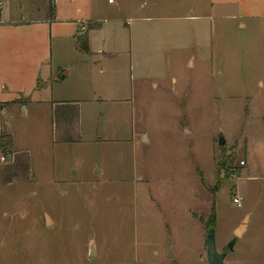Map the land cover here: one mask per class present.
I'll return each mask as SVG.
<instances>
[{
	"label": "rangeland",
	"instance_id": "374dc122",
	"mask_svg": "<svg viewBox=\"0 0 264 264\" xmlns=\"http://www.w3.org/2000/svg\"><path fill=\"white\" fill-rule=\"evenodd\" d=\"M146 2L163 8L137 22L147 32V65L125 96L131 103L86 106L81 143H53L46 104L21 126L17 141L34 153L37 182L0 191V238H13L0 243V264H209L214 201L224 264H264L250 254V231L228 250L249 216L264 230V26L198 21L193 0ZM50 4L9 5L28 16V5L38 12ZM221 157L225 169L216 167Z\"/></svg>",
	"mask_w": 264,
	"mask_h": 264
},
{
	"label": "crops",
	"instance_id": "0c3cea01",
	"mask_svg": "<svg viewBox=\"0 0 264 264\" xmlns=\"http://www.w3.org/2000/svg\"><path fill=\"white\" fill-rule=\"evenodd\" d=\"M146 1L53 0L54 11L51 5L38 12L28 5L31 14L25 16L10 8V0H0V136L9 135L13 150L0 163V191L11 193L8 189L37 182L34 153L17 141L31 110L41 113L36 110L46 104L52 112L53 143L72 144L85 140L86 106L121 108L131 103L125 96L129 90L134 94L135 83L144 81L147 65L142 43L147 32L137 22L157 18L163 8L155 4L153 10ZM190 9L198 21L234 20L245 31L264 26V0H193ZM82 37L88 40L87 51L79 47ZM57 80L68 81L63 95L58 89L64 86ZM114 83L126 87V93L114 89ZM259 84L264 86L262 81ZM112 98L117 99L106 101ZM4 206L13 210L12 204ZM45 215L42 226L49 227L51 217ZM7 226L11 228L13 221ZM242 226L241 236L250 231L252 258L264 259V230L258 228V221L249 216ZM4 239L13 238H0V243Z\"/></svg>",
	"mask_w": 264,
	"mask_h": 264
},
{
	"label": "water",
	"instance_id": "95a60500",
	"mask_svg": "<svg viewBox=\"0 0 264 264\" xmlns=\"http://www.w3.org/2000/svg\"><path fill=\"white\" fill-rule=\"evenodd\" d=\"M62 78H65V74L63 75ZM220 145H224L225 141L223 137H220L219 141ZM243 226H241L238 230H236V237L229 243L228 245V250L233 251L234 249V244L236 242V238L240 237L242 234ZM207 259L209 261V264H224L225 258L228 254V251L225 250L223 252H219L216 247V238H215V227H211L208 230L207 233ZM94 248H92L93 250ZM92 250H91V255H92ZM175 256L173 249H172V243H168V257L173 258Z\"/></svg>",
	"mask_w": 264,
	"mask_h": 264
},
{
	"label": "trees",
	"instance_id": "16d2710c",
	"mask_svg": "<svg viewBox=\"0 0 264 264\" xmlns=\"http://www.w3.org/2000/svg\"><path fill=\"white\" fill-rule=\"evenodd\" d=\"M50 5H51V10L54 11L53 0H51ZM79 47L82 51L88 50V40L86 37L81 38V40L79 42ZM0 151H2V153L7 157V160H8V155H11L13 153L9 135H1L0 136ZM228 160H229L228 158L221 157V160L217 163L216 167L218 169H225ZM212 194L215 197V194H216L215 191H212ZM216 219H217V214H216L215 201H214L213 202V208L211 210L210 217H209L210 228L214 227Z\"/></svg>",
	"mask_w": 264,
	"mask_h": 264
},
{
	"label": "built area",
	"instance_id": "2783aa9c",
	"mask_svg": "<svg viewBox=\"0 0 264 264\" xmlns=\"http://www.w3.org/2000/svg\"><path fill=\"white\" fill-rule=\"evenodd\" d=\"M86 30H87V25H86L85 23H83V24L80 26V32H81L82 34H84V33L86 32ZM6 161H7V157H6L3 153H1V154H0V163H4V162H6ZM244 163H245V162H242V164H244ZM241 201H242V197H240V196L235 197V198L233 199V202L236 203L238 206H240Z\"/></svg>",
	"mask_w": 264,
	"mask_h": 264
}]
</instances>
